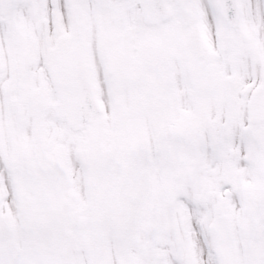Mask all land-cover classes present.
I'll use <instances>...</instances> for the list:
<instances>
[{"label":"snow or ice","instance_id":"1","mask_svg":"<svg viewBox=\"0 0 264 264\" xmlns=\"http://www.w3.org/2000/svg\"><path fill=\"white\" fill-rule=\"evenodd\" d=\"M0 264H264V0H0Z\"/></svg>","mask_w":264,"mask_h":264}]
</instances>
